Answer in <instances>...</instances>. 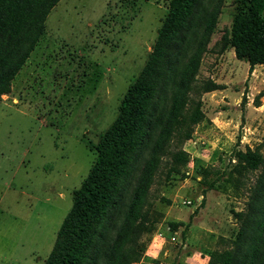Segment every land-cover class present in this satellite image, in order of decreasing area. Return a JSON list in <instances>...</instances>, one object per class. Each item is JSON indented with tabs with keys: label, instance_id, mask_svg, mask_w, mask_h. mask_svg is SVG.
Returning <instances> with one entry per match:
<instances>
[{
	"label": "rangeland",
	"instance_id": "1",
	"mask_svg": "<svg viewBox=\"0 0 264 264\" xmlns=\"http://www.w3.org/2000/svg\"><path fill=\"white\" fill-rule=\"evenodd\" d=\"M170 1L59 0L50 10L9 92L0 95V264L45 263L97 160L101 136L148 61ZM215 1L205 0V7ZM240 8H246L243 0L220 4L193 100L160 156L142 218L130 235L140 251L134 264H208L213 253L232 248L240 228L237 213L247 211L254 185L264 176V166L248 171L237 157L250 149L264 159V64L250 71L224 43ZM208 80L223 88L202 91L199 86ZM197 101L205 117L192 124L189 113ZM150 144L112 218L111 236ZM170 223L178 224L175 240Z\"/></svg>",
	"mask_w": 264,
	"mask_h": 264
},
{
	"label": "trees",
	"instance_id": "2",
	"mask_svg": "<svg viewBox=\"0 0 264 264\" xmlns=\"http://www.w3.org/2000/svg\"><path fill=\"white\" fill-rule=\"evenodd\" d=\"M243 1L246 8L234 15L224 43L233 47L235 57L245 61L251 71L264 64V0ZM58 2L0 0V95L9 92L11 78L33 50L47 15ZM221 2L216 0L206 8L205 0L170 1L148 61L123 97L115 121L101 136L97 160L82 181L44 264H134L139 259V247L132 245L130 235L142 218L149 180L160 156L168 150L186 115L184 110L193 100L195 77ZM199 87L209 92L223 85L208 80ZM204 117L198 102L189 113L190 121L196 124ZM190 131L188 128L186 138ZM150 141L131 201L111 236L112 218L127 196L132 175ZM178 156L181 163L187 161L185 151ZM237 157L248 171L264 166V159L250 149L238 152ZM202 176L206 178L207 172ZM251 201L246 212L237 213L240 228L232 248L213 253L208 264H264V176L254 185ZM177 225L170 223L171 233Z\"/></svg>",
	"mask_w": 264,
	"mask_h": 264
},
{
	"label": "built area",
	"instance_id": "3",
	"mask_svg": "<svg viewBox=\"0 0 264 264\" xmlns=\"http://www.w3.org/2000/svg\"><path fill=\"white\" fill-rule=\"evenodd\" d=\"M194 202H195V201H194ZM194 202H191V204H193ZM196 202L198 203V202H200V200L197 199ZM176 234H177V233H176V231H175L174 234H173V236H172V240H175V238H176Z\"/></svg>",
	"mask_w": 264,
	"mask_h": 264
}]
</instances>
